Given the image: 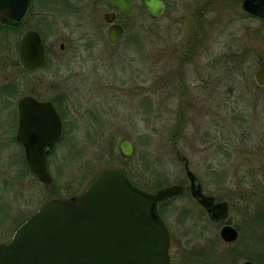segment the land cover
I'll return each instance as SVG.
<instances>
[{
    "label": "rangeland",
    "instance_id": "rangeland-1",
    "mask_svg": "<svg viewBox=\"0 0 264 264\" xmlns=\"http://www.w3.org/2000/svg\"><path fill=\"white\" fill-rule=\"evenodd\" d=\"M202 2L168 0L161 17L135 16L112 46L102 18L106 6L97 0V21L86 24L91 32L97 25V37L89 31L90 49L83 47L87 40L78 39L84 27L76 19L68 17L64 30L45 20L42 31L49 44L55 40V52L66 37L70 48L53 52L34 73L0 65V80L10 76L20 84L14 102L34 88L40 97L58 99L63 123L47 158L53 182L46 185L13 142L14 109L0 113V242L45 202L83 192L107 167L121 168L148 193L188 184L182 157L207 190L226 193L248 240L250 230L236 210L251 185L264 183V89L253 79L264 60V20L224 11L212 14L208 30L211 14L195 16ZM243 49L247 53L239 61ZM124 137L135 147L130 158L118 151ZM260 205L264 210L263 201ZM156 209L171 234L169 264H242L254 249L257 264H264V229L257 248L250 239L252 247L236 251L218 242L216 229L202 221L189 196L159 202Z\"/></svg>",
    "mask_w": 264,
    "mask_h": 264
},
{
    "label": "water",
    "instance_id": "water-1",
    "mask_svg": "<svg viewBox=\"0 0 264 264\" xmlns=\"http://www.w3.org/2000/svg\"><path fill=\"white\" fill-rule=\"evenodd\" d=\"M106 2L124 17L133 13V0ZM143 3L151 18L165 9L161 0ZM30 7V0H0V20L21 22ZM103 19L111 23L113 13H105ZM121 31L119 25H111L106 33L108 42L116 44ZM18 56L27 70L43 64V43L37 31L23 34ZM255 81L264 85V62L255 71ZM18 108L16 138L24 146L26 165L40 182L51 184L45 155L61 134L60 117L49 101L35 102L29 96L19 100ZM118 151L124 158L132 157L133 142L122 138ZM185 169L192 195L208 208L212 198L200 192L187 162ZM181 192L182 187L173 184L148 193L131 184L121 168H104L83 192L50 199L22 222L7 243H0V264H169L170 233L156 207ZM221 236L232 241L237 232L224 226Z\"/></svg>",
    "mask_w": 264,
    "mask_h": 264
},
{
    "label": "flooded vegetation",
    "instance_id": "flooded-vegetation-1",
    "mask_svg": "<svg viewBox=\"0 0 264 264\" xmlns=\"http://www.w3.org/2000/svg\"><path fill=\"white\" fill-rule=\"evenodd\" d=\"M161 1L164 3L165 9L158 17H161L169 8L168 0H161ZM103 2L105 4L104 6H106V10L102 13V18L105 13H113V21L111 23H107L103 19L104 22L106 23V25L104 26L106 27V32H105L106 40H107V36H106L107 30L113 24L119 25L122 28V31L120 32L119 38H118V42H119L123 34L126 31V28H127L126 24H128V22L131 19H133L135 16L142 18V19L145 17L151 18L147 8L145 7L143 3V0H133L134 9H133V13L129 17H124L115 8L110 6L106 2V0H103ZM30 4H31V7H30L29 14L23 21L12 23L9 20H0V53L1 52H3V54L6 53V56L3 55V57L0 58L1 59L0 60L1 70L4 69L5 65H10V66H13L14 69L19 68L25 73H34L40 70L46 64L50 55L53 52H55L54 47L56 46V43L54 40L50 42L49 44L48 40L46 39L45 32L42 31L43 30L42 27L45 26V22H46L45 20L55 23L57 27H61L62 30H64L63 28H66L67 26H69V22L67 21L68 17H72L73 19H76V22H78L77 25L81 28L84 27L83 34L80 37H78V39L81 38V39L87 40L85 44H83V47L87 50L91 48V44H92V40H90L91 33H93V36L97 37V25L93 27V31L91 32L90 30H87L86 24L97 21V0H30ZM224 11L236 12L237 13L236 15L238 17H241L243 20H245L246 18H249L255 21L262 22L264 20V0H204V2H202L200 6L195 9V16H199V17L205 16L206 12L211 14V16L207 19V24H205L204 26L205 29L209 30L211 26L208 24L214 21V19H212V14L213 13L219 14V12L224 13ZM152 19H155V18H152ZM29 30L37 31L40 34L42 38L43 50H44L43 64L40 67L33 69V70L24 69L19 62V56H18L21 38L23 34ZM63 39H64L63 42H60L57 44L58 51L55 52L56 54L62 53L68 50V48H70L69 37H66V40L65 38ZM118 42L114 45H117ZM246 53H247V49L245 50L243 49V51L238 54L239 61L244 60L243 55L244 54L246 55ZM262 62H264V60H261L258 63L257 68ZM257 68L253 72V79H254L256 86L259 89H264V85H259L255 81V71L257 70ZM19 86H20L19 82L15 79H12V77L10 76L8 77L4 76L0 80V113L2 112L3 109H6V110L7 108L14 109L15 111L14 121L16 125V131H15V135L13 138V142H16L22 148L23 157L25 160L24 146L21 143H19L16 138L17 130L20 124L19 114H18L19 100L22 97L29 96L35 102L49 101L56 109L60 117L61 123H62V115L59 110L60 103L57 98L54 99V98L40 97V95H38L37 93V90L34 88H31V90H29L28 92H25L22 95L18 96L16 98V102H14L13 98L15 97V95L20 93ZM62 129H63V123H62ZM61 136H62V131L57 141L61 138ZM55 143L53 144V147ZM53 147L45 155L46 164L48 160L47 158L49 154L52 152ZM262 151L264 154V144L262 147ZM262 151L260 149V152ZM180 160L184 163V171L186 175L185 163L186 162L188 163V161L185 157L180 158ZM25 164H26V160H25ZM47 169H48V165H47ZM186 178H187L188 184H186L185 182H180L176 184L182 187V192L178 195H175L172 198H176L182 195L189 196L192 202L194 203L195 208L198 209L197 214L199 215V217H201L202 221L207 223L206 224L207 226L212 227L210 228L211 230L213 228L216 229V235H218V238H217L218 242L222 243L224 247L225 246H235V248L237 247L239 248L240 246H243L245 248L246 246L248 247L249 245L247 244V241L252 239L254 248H257L256 245L258 241L261 240L260 239L262 235L261 230L264 229V210L261 209V205H260L262 201L264 202V183H261V184L255 183L254 185H251L252 189L249 190V193L245 195H241L242 197L241 201L244 203L240 205V207H238V209L236 210V215L241 216L243 218L242 222L244 223L243 224L244 227L247 225L248 229L250 230L249 236H247L248 240L245 241V238H242L243 228H241L234 221V218L232 215V212H233L232 203L225 197L226 193L223 192L222 194H218L210 190H207L203 186L200 179L196 176V179H197L196 182L199 183L200 192L203 195L212 198L210 202L211 205L208 208H206L199 203L196 197L192 195L191 183L187 176ZM250 198L254 199V201L247 200ZM224 226H231L236 230L237 237L234 240L227 241L221 236V229ZM169 233H170V230H169ZM170 238H171V234H170ZM10 239L11 237L7 241H2L0 243H7ZM249 246L252 247V245H249ZM238 248L236 251H239ZM254 250H255L254 256L249 257L248 259L244 260L242 264H244L247 261L253 264H257L256 262L257 249H254ZM209 251L211 252V250Z\"/></svg>",
    "mask_w": 264,
    "mask_h": 264
},
{
    "label": "trees",
    "instance_id": "trees-1",
    "mask_svg": "<svg viewBox=\"0 0 264 264\" xmlns=\"http://www.w3.org/2000/svg\"><path fill=\"white\" fill-rule=\"evenodd\" d=\"M129 180V179H128ZM131 182V184H133L135 187H137L131 180H129ZM207 254V253H206Z\"/></svg>",
    "mask_w": 264,
    "mask_h": 264
}]
</instances>
